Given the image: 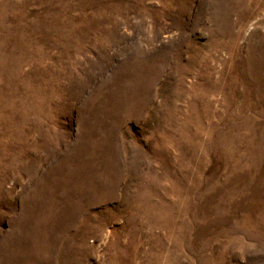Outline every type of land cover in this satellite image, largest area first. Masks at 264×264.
<instances>
[{
	"label": "rangeland",
	"instance_id": "374dc122",
	"mask_svg": "<svg viewBox=\"0 0 264 264\" xmlns=\"http://www.w3.org/2000/svg\"><path fill=\"white\" fill-rule=\"evenodd\" d=\"M0 264H264V0H0Z\"/></svg>",
	"mask_w": 264,
	"mask_h": 264
}]
</instances>
